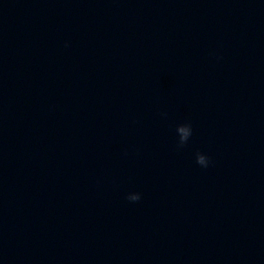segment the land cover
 I'll return each mask as SVG.
<instances>
[{"label":"clouds","instance_id":"clouds-1","mask_svg":"<svg viewBox=\"0 0 264 264\" xmlns=\"http://www.w3.org/2000/svg\"><path fill=\"white\" fill-rule=\"evenodd\" d=\"M176 134L178 136L177 147L183 148L192 136V126L190 123L178 124L176 126ZM210 158L201 152L196 153V163L203 168H207L210 164ZM126 199L130 202H137L141 199L140 193H130Z\"/></svg>","mask_w":264,"mask_h":264}]
</instances>
